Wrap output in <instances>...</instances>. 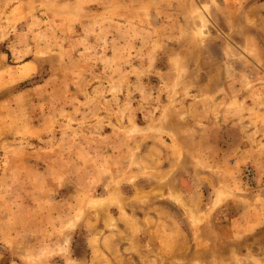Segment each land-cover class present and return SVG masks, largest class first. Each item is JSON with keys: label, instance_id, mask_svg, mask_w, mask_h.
<instances>
[{"label": "rangeland", "instance_id": "374dc122", "mask_svg": "<svg viewBox=\"0 0 264 264\" xmlns=\"http://www.w3.org/2000/svg\"><path fill=\"white\" fill-rule=\"evenodd\" d=\"M0 264H264V0H0Z\"/></svg>", "mask_w": 264, "mask_h": 264}]
</instances>
